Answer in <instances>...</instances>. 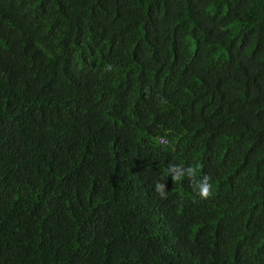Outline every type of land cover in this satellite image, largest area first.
Wrapping results in <instances>:
<instances>
[{
  "label": "trees",
  "instance_id": "trees-1",
  "mask_svg": "<svg viewBox=\"0 0 264 264\" xmlns=\"http://www.w3.org/2000/svg\"><path fill=\"white\" fill-rule=\"evenodd\" d=\"M0 264H264V0H0Z\"/></svg>",
  "mask_w": 264,
  "mask_h": 264
},
{
  "label": "clouds",
  "instance_id": "clouds-1",
  "mask_svg": "<svg viewBox=\"0 0 264 264\" xmlns=\"http://www.w3.org/2000/svg\"><path fill=\"white\" fill-rule=\"evenodd\" d=\"M159 141L167 143L166 138L160 137ZM197 169L192 166L185 167L183 165H178L174 163H169L166 170V176H162L159 180L154 182L155 193L161 198H167V191L165 184L162 182L166 177H171L172 181H181L183 178H189L190 180L196 176ZM211 177L208 175L203 176L199 184L194 185L197 190V194L201 199L207 200L212 196L213 185L210 182Z\"/></svg>",
  "mask_w": 264,
  "mask_h": 264
}]
</instances>
